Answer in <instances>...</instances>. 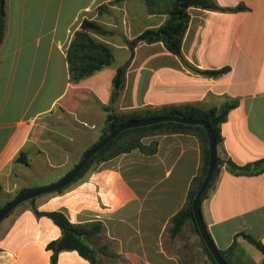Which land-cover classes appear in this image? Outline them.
<instances>
[{
	"label": "crops",
	"instance_id": "crops-1",
	"mask_svg": "<svg viewBox=\"0 0 264 264\" xmlns=\"http://www.w3.org/2000/svg\"><path fill=\"white\" fill-rule=\"evenodd\" d=\"M216 1L242 8H188L181 46L193 68L229 67L208 76L184 65L161 41L139 42L130 55L128 41L163 24L172 1L166 8L163 0H4L3 191L30 188L19 184L29 177L49 175L48 184L62 178L100 139L109 111L207 109L236 99L220 125L217 154L238 165L264 157V0ZM84 19L112 31L99 38L111 46L114 65L72 82L67 50ZM125 65V85L112 99V79ZM139 141V147L91 165L61 192L39 195L35 205L39 211L60 210L71 222H100L103 231L90 243L98 264H196L203 253L199 236L190 221L176 224L172 218L185 205L200 168L201 139L175 131ZM200 210L217 248L234 243L226 260L261 263L262 254L253 253L238 234L264 243V172L234 174L222 165ZM59 235L48 216L35 214L25 202L0 222V264H51L47 244ZM55 264L89 262L66 250Z\"/></svg>",
	"mask_w": 264,
	"mask_h": 264
},
{
	"label": "trees",
	"instance_id": "trees-1",
	"mask_svg": "<svg viewBox=\"0 0 264 264\" xmlns=\"http://www.w3.org/2000/svg\"><path fill=\"white\" fill-rule=\"evenodd\" d=\"M190 7H199L217 11H234L236 9L242 8V6H222L216 0H173L171 8L168 10V17L163 22V24L155 28H148L128 41V44L130 46V55L132 56L134 46L139 42L151 43L161 41L168 51L178 56L182 60L184 65L190 67L191 69H194L200 74L216 76L228 71L229 67L227 66L219 69L193 68L184 58L181 46L189 19L187 10ZM4 21L5 2L4 0H0V41L4 33ZM110 33H112V31L106 29L103 24L95 19H84L81 22L80 28L74 33V36L71 39L67 50V62L70 81L78 82L99 70L114 65L111 46L107 42L99 38L107 36ZM126 67V65L119 66L116 69V73L112 79V99L113 95L118 94L125 85ZM236 104V99H229L220 107L213 106L207 109H202L194 105H187L183 108H172L170 110L140 108L123 112L109 111L106 115L105 128L100 138L106 135L109 131L116 129L121 123L129 120L159 116L167 113H176L195 119H203L208 122L214 132L216 144L218 145L221 140L220 125L226 119L228 111L231 108L235 107ZM175 131H189L196 134L201 139L202 160L198 173L191 181L187 193L186 203L181 208V210L172 218V221H174L176 224H179L186 220L190 221L194 227L196 234L201 240L204 253L207 255L212 264H217L200 236L191 208L193 196L200 187L205 177L208 166L207 135L205 129L201 125H189L166 121L125 129L114 138H112L95 154H93L72 182L83 176L85 171L89 167H91V165L96 164L114 154L129 151L132 148L139 147V140L142 136L148 134L170 133ZM222 165H224L226 169L234 174L258 175L264 172V157L243 165H238L234 163L230 158H222L217 154L213 176L207 188L203 192L200 202L207 196L208 191L213 185V182L215 181L217 175L219 174ZM68 185H70V183ZM68 185L55 192H61L63 189L68 187ZM28 189L29 188H23L18 190L14 197ZM3 193L4 191L0 183V208L12 199L8 198L4 203H2L1 196L3 195ZM37 197H33L25 202L31 203V208L35 214L48 216L60 229L59 237L51 240L47 244V249L51 250V264H55L58 254L61 251L66 250L77 251L82 257L88 260L89 264H98L96 250L90 243L93 238L98 236L103 231L102 224L100 222H71L67 218V216L60 210L39 211L37 209V206L35 205V200ZM25 202H22L19 205H22ZM12 211H10L7 216L12 213ZM238 235L244 237L262 254V260L260 264H264V243L246 232H240ZM233 245L234 243H232L225 250L219 249L220 254L223 256L226 262L227 260L225 254L232 249Z\"/></svg>",
	"mask_w": 264,
	"mask_h": 264
},
{
	"label": "water",
	"instance_id": "water-1",
	"mask_svg": "<svg viewBox=\"0 0 264 264\" xmlns=\"http://www.w3.org/2000/svg\"><path fill=\"white\" fill-rule=\"evenodd\" d=\"M166 121H172V122H178L182 124H189V125H201L207 135V142H208V166L205 173V177L196 191V193L193 196L191 208L193 217L195 220V223L197 225L198 231L200 233V236L209 250L210 254L214 258L215 262L217 264H227V262L224 260L223 256L220 254L219 249L217 248L216 244L214 243V240L212 239L201 215L200 210V200L203 192L207 188L214 172L215 164H216V158H217V144L214 132L208 122H206L203 119H195L192 117L182 116L176 113H168L164 115L159 116H153V117H147V118H138L134 120H129L124 123H121L116 129L109 131L106 135L98 139L94 144H92L82 155L80 160L74 165V167L67 172L62 178L59 180L37 188L28 189L15 197H13L9 202H7L5 205H3L0 208V222L1 220L7 216V214L12 211L15 207H17L20 203L27 201L33 197H37L39 195L54 192L57 191L69 183H71L76 176L79 174V172L83 169L89 158L95 154L98 150H100L106 143H108L112 138H114L116 135H118L121 131L128 129V128H134V127H140V126H146L154 123L159 122H166Z\"/></svg>",
	"mask_w": 264,
	"mask_h": 264
},
{
	"label": "rangeland",
	"instance_id": "rangeland-1",
	"mask_svg": "<svg viewBox=\"0 0 264 264\" xmlns=\"http://www.w3.org/2000/svg\"><path fill=\"white\" fill-rule=\"evenodd\" d=\"M171 1H173V0H163L164 7H166V8L169 7ZM29 178H30L29 181L22 180L21 183L19 182V184L20 185H25L27 187H30L29 189H32V188H37V187L45 186L46 184L49 183V181L51 179H53L49 175L35 176L33 179L31 177H29ZM16 192L17 191H15V190L13 192H4L3 195L1 196V202L4 203L8 198L14 197V195L16 194ZM247 244H248L247 245L248 248L251 249V250H253V253H257L258 255H261V253L252 244H249V243H247ZM236 252H241V257L243 258V253H245L244 250H242L240 247H237L236 248ZM227 261L230 264H232L230 260H227ZM196 264H212V263L210 262V260L208 259L207 255L203 251L202 255L201 254L200 255H197Z\"/></svg>",
	"mask_w": 264,
	"mask_h": 264
}]
</instances>
